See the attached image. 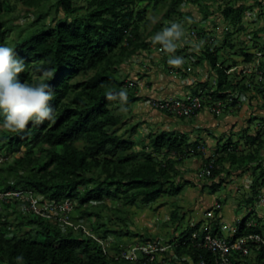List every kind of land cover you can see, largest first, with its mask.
<instances>
[{"label": "trees", "instance_id": "obj_1", "mask_svg": "<svg viewBox=\"0 0 264 264\" xmlns=\"http://www.w3.org/2000/svg\"><path fill=\"white\" fill-rule=\"evenodd\" d=\"M16 1L39 8L49 0ZM184 1L58 0L56 6L62 7L71 18L59 19L51 26H40L14 43L8 38V27L3 28L4 21H0V46L12 48L15 56L24 60L25 71L19 76L22 82L49 85L53 93L49 103L55 115L54 122L45 120L34 124L30 121L24 131H10L3 127L5 114L0 110V152L7 157L0 166V191L31 189L43 194L46 200H77L79 206H85L82 215L92 216L99 213L91 211L89 205L106 199L135 206L152 204L164 195L179 194L184 186L175 181L178 166L192 153L201 156L202 166L213 164L210 169L214 177L221 173L220 166L226 163L240 165L256 160L251 152L239 154L231 139L222 145L223 154L206 156L205 144L179 130L151 132L138 150L133 137L114 130L122 123L123 116L112 106L129 107L140 99L117 71L127 58L150 45L143 39L141 30L147 13V6H142L148 3L155 9L169 2L168 17L177 13ZM189 1L202 4L204 0ZM5 3L9 4L10 0H0V17ZM245 11L244 4L228 5L223 16L229 23L239 24ZM205 53L204 59L217 73L212 97L226 100L231 90L236 89L229 66L219 61L212 46H208ZM244 55L247 60L253 58L251 53ZM45 71L53 75L45 77ZM90 71L94 73L88 78L72 80ZM207 85V82L202 83V86ZM241 88L250 89L247 84ZM121 91L127 92L126 101L119 98ZM108 92L116 98L109 99ZM196 94L201 95L198 90ZM136 130L133 128L134 132ZM246 137L253 144L259 138L256 135ZM260 177L253 183L254 196L250 202L260 195L264 171ZM0 200L21 204L17 198ZM23 216L38 227L35 236L9 235L12 232L10 222L2 220L0 214V264H142L120 257L122 246L117 247L118 254H110L99 240L82 228L63 226L58 221L24 212ZM179 218L175 210L172 219ZM248 219L246 215L241 220L239 235L264 234V218L252 226H247ZM108 231L106 229L99 237L106 238ZM196 231L200 235L208 231L223 235L219 220H215L211 228H202L201 222L189 226L172 242L174 257L181 264H191V261L218 264L216 254L199 245V236L193 237ZM17 257L22 259L18 261ZM258 259L264 262L263 249L259 250Z\"/></svg>", "mask_w": 264, "mask_h": 264}, {"label": "rangeland", "instance_id": "obj_2", "mask_svg": "<svg viewBox=\"0 0 264 264\" xmlns=\"http://www.w3.org/2000/svg\"><path fill=\"white\" fill-rule=\"evenodd\" d=\"M57 1L49 0L39 8L28 7L16 0L5 3L0 21H4L3 28L9 29V40L14 43L40 26H51L59 19L71 18L62 7L56 6ZM241 4L246 6L243 21L229 23L223 10L228 5ZM145 6L147 13L141 30L143 39L150 45L127 58L117 71L140 99L129 107L124 104L112 106L123 116L122 123L114 130L133 137L136 150L142 147L151 132L184 131L192 140L198 138L205 144L206 156L223 154L222 145L231 139L239 154L251 152L256 155V160L240 165L226 163L220 166L221 173L214 177L211 170L204 172L201 156L192 153L178 166L179 173L175 176L176 183L184 186L183 190L177 195H164L148 205L125 206L120 200L106 199L97 205H89L90 210L99 215L83 216L85 206H79L74 200L72 220L84 224L97 237L109 230L107 237L102 239L107 252L114 255L119 252L118 246L123 248L140 241L172 243L181 231L199 222L203 228L215 220L222 224L226 217L227 224L222 226L231 228L246 215L256 222L264 218V209L262 213L254 208L259 197L249 201L254 196L253 183L264 171V90L260 81L261 73L264 77V0H204L202 4L185 0L179 11L168 17L169 2L155 9L148 3L142 7ZM172 23L180 25L181 36L173 41L175 51L167 52L162 50L160 43H153V38ZM227 40L230 41L227 43ZM208 46H212L220 62L229 66L230 77L236 83V89L231 90L226 100L212 97L211 92L217 86V73L204 59ZM247 52L253 55L251 60L244 55ZM175 57L183 59L178 67L168 63ZM93 73L79 74L72 80L81 81ZM205 82L208 85L202 86ZM243 84L250 89L243 90ZM197 90L203 98V108L191 117L162 114L154 107L155 100L196 94ZM122 108L127 110L122 111ZM172 118L177 120L174 122ZM194 122L199 126L183 128ZM133 128H137L136 132ZM247 135H256L262 143H249ZM260 190L262 193L264 186ZM218 202L221 207L216 208ZM175 210L180 216L177 221L172 219ZM0 214L2 220L10 222L12 232L9 235H36L38 227L28 222L20 206L0 200ZM258 254L259 249L254 246L243 264H264L260 263ZM158 261L159 264H181L174 257L172 248L158 255Z\"/></svg>", "mask_w": 264, "mask_h": 264}, {"label": "built area", "instance_id": "obj_3", "mask_svg": "<svg viewBox=\"0 0 264 264\" xmlns=\"http://www.w3.org/2000/svg\"><path fill=\"white\" fill-rule=\"evenodd\" d=\"M196 36V33H194ZM260 81L263 83L264 77L261 73ZM154 107L162 112L171 113L180 117H191L203 108V98L198 94H188L176 98H164L154 101ZM7 160V157L0 152V166ZM213 167L211 163L204 167V172H210ZM0 198H6L11 201L12 198L21 200L20 208L24 213L40 216L46 219L60 222L63 226H72L75 229L82 228L86 233L99 240L105 251V241L88 231L84 224H76L72 220L73 201L70 199L58 202L55 200H46L41 193H36L31 189H10L0 191ZM264 203V190L259 195L258 204ZM221 204L216 203V208ZM242 220V219H241ZM240 224L231 228L225 225L227 233L224 235L213 234L211 231L200 235L198 231L193 233V237L199 236V245L205 246L216 254L218 264H243L250 256L251 250L256 246L259 250H264V234L252 232L239 235ZM247 226L256 225L257 222L252 219L246 222ZM223 227V229H225ZM174 243L164 244L160 240H147L129 244L120 251V257L132 261L142 262V264H159L158 255L164 254L172 248ZM238 254L239 256H237ZM191 264H207L205 261Z\"/></svg>", "mask_w": 264, "mask_h": 264}, {"label": "clouds", "instance_id": "obj_4", "mask_svg": "<svg viewBox=\"0 0 264 264\" xmlns=\"http://www.w3.org/2000/svg\"><path fill=\"white\" fill-rule=\"evenodd\" d=\"M179 29L180 25L172 23L171 27H166L156 34L153 43L163 45L164 51L174 52L176 45L173 41L181 36ZM168 63L178 67L183 63V59L175 57ZM24 71V60L16 57L12 48L0 46V110L5 114L3 127L10 131H24L30 121L34 124L45 120L55 121L54 109L49 103L53 98L49 85L22 82L19 76ZM52 75L51 71L44 72L45 77ZM106 95L109 99L116 98L112 92ZM118 95L121 101L127 100L126 91H121ZM21 259L22 257H17L18 261Z\"/></svg>", "mask_w": 264, "mask_h": 264}, {"label": "crops", "instance_id": "obj_5", "mask_svg": "<svg viewBox=\"0 0 264 264\" xmlns=\"http://www.w3.org/2000/svg\"><path fill=\"white\" fill-rule=\"evenodd\" d=\"M185 95H188L187 93H185V94H181L179 97H181V96H185ZM157 110V109H156ZM158 112H160V113H162V114H167V115H172L173 116V114H169V113H167V112H162V111H160V110H157ZM172 120H174V122L177 120V119H173L172 118ZM190 126V129H191V127L192 126H199L198 125V123H196V122H194V123H192L191 125H188V124H185V125H183V128H188ZM177 127H174V129H176ZM193 129V128H192ZM168 130H171V129H168ZM184 132V131H183ZM187 133V132H186ZM189 134V133H188ZM190 135V134H189ZM196 139H198V138H196ZM206 141L208 142V143H210L209 142V140L208 139H206ZM251 207H253V205L251 206ZM246 209H247V207H245ZM254 208H256V210H260V212H262L263 213V209H264V203H262V204H256L255 205V207ZM239 211H241V210H239ZM225 216V215H224ZM244 218V217H243ZM249 220H252V219H248V221ZM255 220V219H254ZM223 223L224 224H227V219H226V217H224V222H222V224H221V222H220V227H221V231H222V233H223V235L224 234H226L227 233V231H225V229H223ZM211 226H212V224H209V225H207V226H205V227H208V228H211Z\"/></svg>", "mask_w": 264, "mask_h": 264}]
</instances>
